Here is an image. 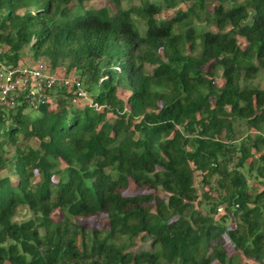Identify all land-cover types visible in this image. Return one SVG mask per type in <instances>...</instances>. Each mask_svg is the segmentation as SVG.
<instances>
[{
    "label": "trees",
    "instance_id": "trees-1",
    "mask_svg": "<svg viewBox=\"0 0 264 264\" xmlns=\"http://www.w3.org/2000/svg\"><path fill=\"white\" fill-rule=\"evenodd\" d=\"M83 1L0 0V61L15 66L26 48L49 71H73L102 106H73L56 88L33 116L0 109V264H235L236 252L264 264V85L252 82L264 0L209 11L189 0L168 19L156 14L188 0H110L113 11ZM234 118L254 132L235 139ZM195 171L208 185L198 199ZM129 182L150 193L123 194ZM99 212L102 232L73 221ZM139 233L149 248L130 251Z\"/></svg>",
    "mask_w": 264,
    "mask_h": 264
},
{
    "label": "rangeland",
    "instance_id": "rangeland-1",
    "mask_svg": "<svg viewBox=\"0 0 264 264\" xmlns=\"http://www.w3.org/2000/svg\"><path fill=\"white\" fill-rule=\"evenodd\" d=\"M138 1L139 0H120V6L123 7V8H126L129 5H131V4H137ZM71 3L72 4L76 3V0H71ZM215 3H216V0H207L205 2L206 10L207 11L211 10L213 4H215ZM189 5H190V1L188 0V1H180L179 3H177L173 7H165L164 6V7H162L160 9L159 13L156 14V17H160V18H163V19L171 18L176 11H185L186 8ZM82 6L84 8H90V7L98 8V7H101V6H107L110 11L114 10L113 9V4L110 2V0H84L82 2ZM140 24H141V21H140ZM200 25H202L205 29L212 30V31L215 30L214 25H212L211 23H207L206 21H201ZM138 30L140 32H142V27H139ZM237 41H238V43H239V45L241 47L244 45V40L242 38L237 37ZM19 61H20V63H18ZM18 62H17L18 66H26V67H31V66L40 67L41 66V68L45 69V71L49 70V69H47L49 67L48 64H47V59L44 56H39L37 59H33L31 57V54L29 53V51L26 48L21 53V56H20ZM147 67L149 68L150 66L147 65ZM70 72H73V71H70ZM254 75L255 76H253L252 82L255 83V84H258L259 86H263L264 85V69L263 68L262 69H258L255 72ZM214 82H215L216 85H221V83H222L221 77L216 75L214 77ZM81 84H82L83 90L85 92V95L82 98L74 99L73 102L70 99L71 104L73 106L76 105V106L80 107V106H83L85 104H89V102L91 101L90 93L85 89L84 84H83L82 81H81ZM55 91H56V89H54V90H52V91H50L48 93V98H47V102H46L48 108H52L55 105L54 97H55V95L57 96L59 94V92H55ZM128 93L129 92L127 90L123 89V88H119L117 90V95L119 97H121V98H124ZM70 95H71V93H70ZM92 103H94V102L91 101V104ZM95 109L96 110H101L102 106L99 105V107L95 108ZM24 113H29L30 116H33V115H35L37 113V111L34 110V109L26 108L24 110ZM106 117L109 120L113 118L112 114H110V113H107ZM233 126H234V135L233 136H234L235 139L241 138L242 136L246 135V133L249 132V131H253L254 132L253 129L248 130L247 129L248 127H246V125L243 122V120L241 121L238 118H234L233 119ZM256 131L262 132V127L258 128V130H256ZM220 137L225 139V140H227L226 137H224L223 132L220 135ZM28 143L30 145H32V146L35 145L34 139L28 141ZM248 178L252 179V176L250 175ZM200 179H201V174L199 172L195 171L194 172V179H193V187L196 190L197 199L199 197H201L202 193L204 191H206L207 188H208V185L200 183ZM13 184H15V182H13ZM258 187L259 188L262 187V184H259ZM122 193L125 194V195H139V194L141 195V194H144V193H150V190L145 189V188H138L132 182H129L127 187L122 190ZM211 193H212V195H214L213 192H211ZM158 194L159 195H163V192L160 190V191H158ZM195 206L197 207L196 204H195ZM24 211H25L24 208L19 207L17 209V213L15 215L16 219H19V218L21 219V218L25 217L24 216V213H25ZM223 213H224V210H223L222 206H219L216 209V213L213 214V217L215 219H217L218 217L222 216ZM50 216L52 217V219H55V220L58 219L59 218L58 209H54L51 212ZM227 216H228V214H227ZM73 221H75L76 223L82 225L87 231H90L92 229H98L99 231L102 232L105 229H107V217H106V215L103 212H99V213L88 215V216H77V217H74ZM225 223L227 225L231 226V223H232L231 218L230 217H226ZM141 235H142V233H139L136 237H134L131 240V245L128 247V249H130V251L137 252V251L149 248L148 240L143 241L141 239ZM221 241H222V245H224V251H225V255L226 256H228L231 253L232 254L235 253L234 249L232 248V245L229 243V241H227L226 236L223 235L222 238H221ZM236 254H237L236 259L232 258L234 260L235 264H260V263L256 262L253 259H250L248 257H245V256L241 255L240 252H236ZM3 264H9V263L7 261H5ZM209 264H224V263L221 262V261H218L216 259H213L212 261H210Z\"/></svg>",
    "mask_w": 264,
    "mask_h": 264
},
{
    "label": "built area",
    "instance_id": "built-area-1",
    "mask_svg": "<svg viewBox=\"0 0 264 264\" xmlns=\"http://www.w3.org/2000/svg\"><path fill=\"white\" fill-rule=\"evenodd\" d=\"M56 88L70 91L72 101L85 95L81 80L73 72L45 71L41 66H13L0 61V109H13L20 104L36 109L47 102L48 93ZM92 104L99 107L95 102Z\"/></svg>",
    "mask_w": 264,
    "mask_h": 264
},
{
    "label": "clouds",
    "instance_id": "clouds-1",
    "mask_svg": "<svg viewBox=\"0 0 264 264\" xmlns=\"http://www.w3.org/2000/svg\"><path fill=\"white\" fill-rule=\"evenodd\" d=\"M58 71V70H57ZM69 73H71V72H69ZM74 73V72H73ZM68 74V73H67ZM75 74V73H74ZM63 89V88H62Z\"/></svg>",
    "mask_w": 264,
    "mask_h": 264
},
{
    "label": "crops",
    "instance_id": "crops-1",
    "mask_svg": "<svg viewBox=\"0 0 264 264\" xmlns=\"http://www.w3.org/2000/svg\"><path fill=\"white\" fill-rule=\"evenodd\" d=\"M18 63H20V61H19ZM19 65H20V64H19Z\"/></svg>",
    "mask_w": 264,
    "mask_h": 264
}]
</instances>
